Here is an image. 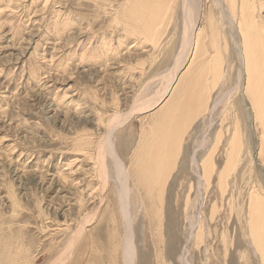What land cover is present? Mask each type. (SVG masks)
Masks as SVG:
<instances>
[{"label":"rangeland","instance_id":"374dc122","mask_svg":"<svg viewBox=\"0 0 264 264\" xmlns=\"http://www.w3.org/2000/svg\"><path fill=\"white\" fill-rule=\"evenodd\" d=\"M191 1L186 26L185 0H0V264H127L106 137L133 177L165 173L130 182L132 264H264L250 207L262 128L227 10L239 1Z\"/></svg>","mask_w":264,"mask_h":264},{"label":"bare ground","instance_id":"6f19581e","mask_svg":"<svg viewBox=\"0 0 264 264\" xmlns=\"http://www.w3.org/2000/svg\"><path fill=\"white\" fill-rule=\"evenodd\" d=\"M169 1H171V0H169ZM221 1L224 4H225V2H228L227 0H221ZM238 1H239L238 2V8H235V4L231 5V4L228 3V9L227 10L230 12V16L228 17V19L229 18L230 19L232 18L233 21L237 22L239 35L242 36V46H241L242 51H241V56H242V61L244 63V65H243V71H244L245 78H246V89H245V91H246V94H247V95L245 94V96H249L247 98H250V100L252 102V107H253V110H254L255 120L257 121V123L262 128V132H261L262 133V138H261L262 139V142H261L262 143V145H261V151L264 153V16L262 15V9L264 8V4H262V5H256V1L255 0H238ZM262 1H264V0H262ZM185 2H186V6H184L185 7L184 10H185V14L187 15L185 25L186 26L187 25L192 26L193 23H194V20H193V17H191V16H192V13L195 11V10H193L194 7H192V4L193 3H192L191 0H185ZM142 3H143V1H142ZM171 4H172V2H171ZM164 13L166 14V12H164ZM193 14H195V13H193ZM191 23H192V25H191ZM193 30L191 29V32H189V34H188V37L189 38H190V36L192 37ZM186 32L188 33V31H186ZM200 38H201V36H198L197 37V40H196V43H195L196 46L194 45L196 47V50H198V48H199L198 46H199V39ZM201 41H202V38H201ZM190 61H191V63H193L192 58H191ZM194 63H196V61ZM189 67H191V66H188V68ZM202 68H204V67H202ZM201 71L203 72L202 69H201ZM208 71H209V69H208ZM202 72H200V73L202 74ZM187 74H188L187 76H189V73H187ZM203 74H205V73H203ZM182 75H181V78H182ZM179 77H180V75H179ZM179 81H180V79H179ZM185 81H186V79H185ZM180 88H182V87H180ZM200 89H202V88H200ZM207 90H208V88H207ZM175 92L178 93L176 90H175ZM196 94H198V93H196ZM186 99H188V98H186ZM193 99H194V97L191 100L193 101ZM172 100L175 101L174 98H172ZM182 102H183V100H182ZM170 103H172V102H170ZM191 105H193V104H191ZM184 106H185V104H184ZM196 107H197V105L194 106V108H196ZM178 111H179V109H178ZM161 115H163V114H161ZM238 129L239 128L237 127V130H236L235 135H234L235 138L230 143V145L232 146V151H233V156H234V162H235L236 156H238L240 154V151H241V140L239 139L240 138V135H239ZM171 135H172L171 136V140L172 139L175 140V136L173 135V133ZM162 138H163V136H162ZM176 138H178V137H176ZM99 145H100V150H98V151H100L101 154H103L105 152L107 154H110V156H112V159H113V161L115 163V166H116V169L118 171V173H117L118 174L117 179L121 183V190H120L121 193H119L120 194V197H121V201H120L121 203L120 204H121V208H122L121 210H122V213H123V218L125 220V224H123V225L125 226V230H126V231H124V232H126V234L124 235L125 236V251H124V253H125V262L127 264H132L133 258L135 256V248H134V245L132 243L133 237H132V234H131V220H130V216L128 215L129 214V211H130L129 210L130 209V203H129V197H128L129 196V191H130V188H131L130 182L131 181L137 182V180H140V181L146 180V176L147 175H149L147 177L148 179L149 178L151 179V177H161V178H164L165 177V173H164V171H162V169L161 170L159 169L160 171H157L158 170V169L156 170L157 167L156 166H155L156 168L153 167L154 161H156V160L152 159V158H154L152 156H154L153 153L156 154V152H151L152 154L151 153L150 154H151V157L152 158H151V160H149L151 163H149V161H146V162H148L149 164H151L150 166H152V169H155L157 171V173L154 172L153 170H152L153 171L152 173H149L150 171H147L146 169H148V168L145 166L146 168L144 167L145 168L144 170L148 173L147 175L145 173L146 176L143 175V172H144V170H143V172L141 171V173H142L141 175L142 176L140 175V177H138V176H134L133 177V175H131L130 172H128L126 169H124V167L123 168L121 167V165H122V164L120 165L121 161H120L118 155L113 150L114 147H113L112 142L107 137H106V142L104 141V143H100ZM165 152H166V156H167L168 150L166 149ZM263 153H261L260 155H261V157L263 158V161H264V154ZM104 155H103V157H104ZM143 155L144 154H142V158L141 157H139V158L140 159H144ZM136 157H138V156L136 155ZM136 157H135V159H136ZM145 158L148 159L147 157H145ZM164 158L166 159L165 155H164ZM164 158H163V162H164L163 164L165 165L166 160ZM103 159L105 161V158H103ZM212 159H213V157H212ZM104 161H102L103 162V165H104ZM141 161H143V160H141ZM160 161H159V163H160ZM157 163H158V159H157ZM157 163H155V164L157 165ZM149 170H151V169L149 168ZM213 171H214L213 161L212 160H209L207 162V165H206V173H208V182H210L209 179H211V176L213 174ZM225 172H221V175H220V177H221L220 187H222L224 189L223 192L227 188V183L225 182V177H226ZM101 173H103V172H101ZM102 175H103V176H101L102 177V180H107V178H105V175L104 174H102ZM128 180H129V182H128ZM144 182L145 183H148L146 181H143L142 183H144ZM150 182H151V180H150ZM151 186H152V183H151V185H149V187H151ZM146 187L147 186H143V189H141V190L146 195L147 199L149 200L148 201V204L150 205L151 204V198H150V196H151L152 191L154 189L152 190L151 189L152 187L150 189L149 188H146ZM261 195L262 194L260 192L259 193L258 192L256 193V191H255L250 196V207H251V211H252V214H251V220H252V222H251V229H252V234H253V240L258 245V250L263 251V248L262 247L264 245V196H261ZM144 204H146V203L144 202ZM160 212L161 211H159V213ZM258 218H262L263 219L262 222H258L259 221ZM254 221L257 224H254ZM263 260H264V256H263Z\"/></svg>","mask_w":264,"mask_h":264}]
</instances>
